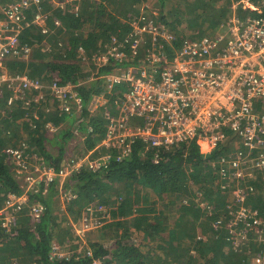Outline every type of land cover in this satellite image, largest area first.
<instances>
[{"label": "trees", "instance_id": "trees-1", "mask_svg": "<svg viewBox=\"0 0 264 264\" xmlns=\"http://www.w3.org/2000/svg\"><path fill=\"white\" fill-rule=\"evenodd\" d=\"M14 1L17 0H2L0 4ZM146 1L79 0L74 11L53 13L54 17L49 13L46 14L48 9H51L49 0H39L36 5H32L29 16L34 17L37 14L45 16L48 31L43 35L48 36L50 48L48 51H42L45 47L42 44L45 42L44 36L41 32L37 33L35 28L30 30L29 26L22 31L20 43L29 46L33 52L31 51L25 61L7 59L4 61V66L12 75L25 73L45 85L58 80L63 84L74 86L82 106L78 113H61L51 99L50 91L45 89L44 105H41L37 112L33 110L28 112L30 116L28 118L19 103L9 108L2 100V110L5 114H9L2 126L9 134L0 135V208L7 194L20 192L13 178V164L5 153L7 147L13 146L17 135L25 136L33 152L38 154L44 165L56 170L69 161L67 149L70 147L72 138L78 139L76 145L80 146L79 149L83 153L94 149L101 142L106 123L104 111H112L111 107L116 108L113 103V93H116L115 95L124 93L127 85L118 89L114 88L115 92L107 93L105 96L108 100L107 104L100 106L96 111L89 110V106L101 95L99 78L117 67L123 68L124 64L119 65L109 61L108 64L97 69L94 76L96 80L91 81H86L87 78L84 77L86 70L84 65L91 63L89 66L94 67L93 58L106 51L112 38L121 43L124 42L131 31L129 22H126L129 13H136V10L141 9V5ZM235 1L238 10L244 12H239L240 20H243L246 18V10L238 5L242 0H157L161 9L158 10L157 18L151 15L150 19L171 30L167 17L179 15L183 21L189 16L197 15L198 20L208 23L211 29L224 30L227 22L226 13L231 12L230 7ZM253 3L261 8L259 11H250L247 17L264 20V0L259 2L253 0ZM109 8H115V17L110 14ZM218 13H221L223 18L216 15ZM119 15H123L125 21H121ZM56 22L58 23L55 24ZM175 32L182 34L180 30ZM176 33L170 41L163 43L162 52L167 59H171L183 44L184 39L179 38L180 34ZM212 36L214 35L205 37ZM61 37H67L62 44L57 42V39ZM200 38L202 37L190 40ZM145 56V52L140 51L138 57L129 65L136 68L142 63L147 68L148 62ZM154 68L158 71L160 65L157 64ZM3 96H7V93L1 92V99ZM33 115L38 119H34ZM20 120L27 133L25 135L13 132V121ZM9 121L12 123L10 124ZM46 122H52L54 125L61 122L62 126L55 134H51L44 129ZM28 123H32L35 128ZM224 133L226 134L225 142L208 152H201L195 141L188 144L180 143L167 150L147 149L143 142L137 141L132 145L131 154L119 161L115 158V151H113L110 160L106 163V168L102 171L82 170L72 175L68 184L78 201L69 206L68 211H77L81 215L82 210L86 209L85 206L101 207L105 211L98 214L100 216L105 214L106 217L107 213L109 220L105 222L104 217L97 229L112 231L105 236L104 241L87 242L88 245L81 253H72L65 258H56L51 254L52 243H63L60 236L55 234L56 229L61 227L56 223L59 216L55 211L56 199L59 198L58 190L51 186L46 194L30 195V203L42 205L44 213L35 224H30V217L24 209L16 214L12 235L4 234L0 229V264H92L93 262L145 264L146 254L139 250L135 240L139 239L141 243L147 242L143 246L151 244L149 250L152 248L164 250L165 248L161 245L154 246L160 241V236L167 244L175 248L172 254L174 260L170 264H184L185 257L187 261L189 258L192 261L201 262L207 254L209 258L205 264H253L252 261L256 257H259L264 264V198L262 197L264 196V172L253 173L252 178L242 183L246 189V204L256 212L261 225L253 230H246L245 234L249 241L243 242L239 248L231 244L233 240L227 228L231 216L228 215L229 209L226 207L233 202V199H230L231 195L228 191L220 193L222 189L219 191L214 189L212 195L208 194L207 185L213 178L217 181L215 169L217 162L230 153L236 141L231 131L226 130ZM45 145L56 146V152H48ZM71 148L75 149V145ZM183 164L192 167L187 166V168ZM186 188H189V197H187L188 194H182ZM201 191L204 194L203 201L209 206L210 216L202 217L203 210L197 206L196 202H193L194 196L198 197ZM259 192L261 194L258 195ZM165 194L166 197L174 196L175 201L180 204L176 208L175 219L167 225L166 218L158 216L167 209V202L162 201V196ZM216 194L223 196L219 199V195ZM191 211L196 212L195 216L198 217L191 220L188 216ZM207 221H211L210 225L206 224ZM65 222L67 221L63 219L62 226ZM197 222L201 223L199 229ZM132 236L135 238H131ZM255 236L261 239L263 237V241L254 242L253 246L250 240ZM205 243L210 244L208 250L198 247ZM250 245L252 247H249ZM260 246L262 250L257 249ZM70 249L76 250V247L71 246ZM86 252L89 255H86Z\"/></svg>", "mask_w": 264, "mask_h": 264}, {"label": "built area", "instance_id": "built-area-1", "mask_svg": "<svg viewBox=\"0 0 264 264\" xmlns=\"http://www.w3.org/2000/svg\"><path fill=\"white\" fill-rule=\"evenodd\" d=\"M38 2L17 0L0 4L1 136L9 134L2 126L9 115L2 110V100L9 108L19 103L28 117V112H37L44 105L47 89L59 112L72 114L81 110V99L74 86L58 80L45 85L25 73L12 75L4 66L9 58L28 59L31 48L20 43V35L29 25L45 23V16H29L32 5ZM244 4L242 0L238 5ZM130 27L123 43L112 38L106 51L93 58L96 71L109 61L124 64V67H117L99 78L101 95L91 102L89 110L96 111L100 106L94 107L100 98L127 85L124 93H113L115 114L111 110L104 111V136L94 149L70 156L66 165L57 170L44 165L25 136L19 135L15 139L17 142L5 149L20 192L7 194L0 208L2 233L13 234L16 214L24 209L30 224H35L43 215L44 207L30 203L29 196L46 194L51 186H57L59 198L67 207L77 203L78 198L68 184L70 177L82 170L102 171L113 151L119 161L131 154L132 145L137 141L143 142L147 149L157 150L195 141L206 145L208 152L225 142L226 130L232 132L236 141L230 153L217 162V181L213 178L208 189L228 191L233 199V205L226 207L231 216V224L227 226L229 235H233L230 228H242L246 232L247 228L253 230L261 225L256 212L246 204V189L242 183L252 178L253 173L264 172V20L255 17L229 19L223 34L184 40L171 59L162 52L163 43L173 38L165 27L146 18ZM142 50L146 54L147 68L142 63L136 68L129 65ZM157 64L160 65L158 71L154 68ZM95 72L86 81L96 80ZM1 92H6L7 96L1 99ZM107 101H100V105ZM28 124L35 128L32 123ZM61 126V122L58 125L46 122L44 129L55 134ZM198 207L204 214L210 213L207 204L200 203ZM103 211L93 206L82 211L84 231L99 227L105 214L98 222L91 215ZM108 220L106 213L105 222ZM50 249L53 257H62L58 243H52ZM261 263L259 257L254 259L253 264Z\"/></svg>", "mask_w": 264, "mask_h": 264}, {"label": "rangeland", "instance_id": "rangeland-1", "mask_svg": "<svg viewBox=\"0 0 264 264\" xmlns=\"http://www.w3.org/2000/svg\"><path fill=\"white\" fill-rule=\"evenodd\" d=\"M0 1H2V0H0ZM49 1H50V3H49L50 6L49 7H51V9H48L46 14L49 13L51 16L54 17L55 14L52 15L53 13L58 14V13H60V11L61 12H63V11H67V12L74 11L76 9V5H77L79 0H49ZM230 1H234V0H230ZM243 1L245 3L244 4L245 6H241V7H245V8H241V9L246 10L245 11V17L250 15V13H251L250 11H259V9L261 8V6L258 7V5H256V3L247 2L245 0H243ZM258 2H259V0H258ZM221 3L223 4V1H221ZM159 6L160 5L158 4L157 0H147L145 3H143L141 5V7H142V8L140 7L141 9L136 10V13H134V12H130L129 13L126 22L127 23L129 22V24L132 22L130 25H134L138 21L142 20V18H146L147 20H150V18H151L150 16L151 15H153V16H155L157 18L158 10L161 9ZM120 7L122 8V6H120ZM230 9H231V12L230 13H226V19L225 20L228 21L229 19H232V18L240 19L241 14L239 12H242V11L238 10L236 1L232 3ZM109 12L114 17L116 16L115 8H113V9L109 8ZM242 13H244V12H242ZM178 14H180V13H178ZM224 14H225V12H224ZM216 15H218V16L223 18L221 13H218ZM119 16H120V20L121 21H125L123 15H119ZM202 17L204 19H206L205 16H202ZM157 21H158V19H157ZM167 21L170 22V24H171V27H169L171 30H168L166 28L167 33L168 34H174V33H176L175 31L180 30V31H182V34H180V33H176V34L177 35L180 34V35H178L179 38L182 37L184 40H190V39L196 38V37H205L206 35H211V34L214 35L212 37H215V36L221 35V34H223L225 32V29L224 30L211 29L208 23H205V21L202 22V20H200V19L198 20L197 15L189 16L188 19L183 20V21H181V18L179 17V15H171V16L167 17ZM34 24H36V26ZM34 24L29 25L30 26V27L28 26L29 29L31 30V29L35 28L37 33L41 32V34L43 35V32L41 30L43 28H46V23H39V24L34 23ZM32 26H35V27H32ZM47 37L48 36H44L45 39L43 41H45V42L42 43V44L45 47H44V49L42 51H46V50L48 51V49L50 48L49 47L50 44L47 41ZM66 38L67 37H61V38L57 39V42L62 44L64 41L67 40ZM31 51H32V49H31ZM9 60H12V58H9ZM90 64L86 63L84 65V67L86 68V70L84 72V77H86V78H88L91 73H94L96 71L95 65H94V67H91V66H89ZM27 71H28V69H27ZM100 99L101 100L98 99L99 100L97 102L98 104H96L94 109H96L99 106H101L100 105V101H104V102L107 101V98H104V97L100 98ZM104 102H101V103H104ZM111 109H112L113 114H115L114 112H115L116 109L114 107H111ZM7 117H8V115H7ZM9 122H10V124L12 123V121H9ZM12 126H13V129H14L13 132L15 134H24V135L27 134L25 132V129H24V126L22 125V121L21 120L20 121H13V125ZM12 126L9 125V127L11 129H12ZM18 136L19 135H17L14 139H17ZM75 137L78 138V136H76V135H75ZM71 140L72 141H70L71 142L70 147H69V149H67L68 156L70 157V156L75 155V154L81 155V153H83V151L79 149L80 146L78 147L76 145V144H78L76 142L78 139L76 140V139L72 138ZM13 142H17V141H13ZM74 145H75V149H72L71 146H74ZM197 145L199 146V149H200L201 152H206L207 151V147L203 143L197 142ZM45 146L47 147L48 152H51V153L54 152L55 153L56 150H57L56 146H53V145H45ZM184 166L187 167V166H191V165L186 164ZM196 187L200 188L199 185H196ZM263 187H264V184H263ZM54 189L57 190V186H54ZM188 192H189V188H186L185 192L183 191L182 194L185 195V194H188ZM212 192H213L212 190H209L208 194L212 195ZM220 193H222V192H220ZM259 194H261V192H259L258 195ZM175 195H177V194H175ZM189 195H190V193L187 195V197H189ZM216 195H219V199H221L222 198L221 196H223V195H220V194H216ZM162 197H161L162 201H164V202L166 201L167 202V209H166V211H163V213L159 210V212H161V213L158 216L160 218L161 217H165L166 218V223L165 224L167 225V224H170L173 221V219H175L176 208L179 207L180 204H179L178 201H175V197L172 196V195H171V197H166V194H165ZM205 197H206V195H205ZM262 197L264 198V196H262ZM194 198L195 199L193 200V202H196L197 206H199L200 203L201 204H205V202L203 201L204 194H203L202 191L198 195V197L194 196ZM56 200H57V204H56V210L55 211H56V213H58V216H59L58 219H56V223L58 224V226L61 225V227H58L56 229L55 234L59 235L60 239L63 241V243L59 244L60 248L62 249V252H61L62 253L61 254L62 257L64 256V258H65L66 256H68V255H70L72 253H76V252L81 253V252H83L82 250L85 249V246L88 245L87 242H96L98 240H100V241L103 240L104 241L105 238H106L105 236L108 235V234H111L112 231H108V230L106 231L105 229L104 230H100V229H97V228L96 229L88 228L86 231H84V229L81 226V220L83 218V213L84 212H81V215H79L77 211H68L67 205L62 203L60 198H57ZM60 202H61V204H60ZM215 203H217V202H215ZM217 204L219 205V203H217ZM220 204H222L221 201H220ZM231 205H233V203H231ZM85 208L86 209L91 208V205L85 206ZM153 213H155V212H153ZM195 213L196 212H194V211L193 212L191 211L189 213L188 216H189V218L191 220L193 218H195V217H198V216H195V215H197V213L196 214ZM230 213L233 215L234 211H232ZM203 215H209V214H204V211H203V214L201 216L203 217ZM91 217L95 218L97 222L100 219H102L100 215H91ZM63 219H65V221H67L68 223L65 222L64 225L62 226ZM210 222L211 221H207L206 224L210 225ZM196 225H197V228L199 229L200 228L199 226L201 225V223L197 222ZM230 230L233 233V235H230V237L233 240L232 243H231L233 245V247L239 248L240 245L243 242L249 241L248 238H247V235L245 234L246 232L242 228H239L238 230L230 228ZM246 230H250V228L249 229L247 228ZM178 232H179V230H178ZM67 233H69V235H67ZM131 238H135V236H132ZM262 239H263V237H262ZM262 239L259 236H255V237L251 238L250 244L253 245V243L256 242V241L261 242V241H263ZM106 241H107V239H106ZM135 243L139 247V250L146 254L145 264H170L171 261L174 260V256L172 254H173V251H174L175 248L172 245L167 244L166 241L161 238V236H160V241L157 244H154V246L161 245L162 247L165 248L164 250H161V249H157L156 250V248H152V249L149 250V247L152 246V245L149 244L148 246H143V245H146L147 242L144 243L142 241V243H141L139 239H136ZM190 245H192V244H190ZM209 245L210 244L205 243L203 246H198V247H202L204 250H208L209 249ZM252 245H250L249 247H252ZM71 246H75L76 250H71L70 249ZM257 249L258 250H262V247L261 246L257 247ZM208 258L209 257H208V254H207L203 261L198 262V261H192L189 258H188V261H187V259L185 257V261L186 262L184 264H187V263L188 264H205L206 261L208 260ZM253 262H254V260L252 261V263ZM261 264H263V263H261Z\"/></svg>", "mask_w": 264, "mask_h": 264}, {"label": "crops", "instance_id": "crops-1", "mask_svg": "<svg viewBox=\"0 0 264 264\" xmlns=\"http://www.w3.org/2000/svg\"><path fill=\"white\" fill-rule=\"evenodd\" d=\"M55 106H56V104H55Z\"/></svg>", "mask_w": 264, "mask_h": 264}]
</instances>
